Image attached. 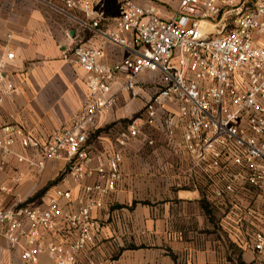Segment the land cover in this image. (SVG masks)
<instances>
[{
	"label": "built area",
	"instance_id": "2783aa9c",
	"mask_svg": "<svg viewBox=\"0 0 264 264\" xmlns=\"http://www.w3.org/2000/svg\"><path fill=\"white\" fill-rule=\"evenodd\" d=\"M53 9L102 40L101 45L78 42L73 48L88 90L84 112L46 142L5 126L0 152L39 172L64 156L67 176L80 196L77 208L70 189L57 190L44 208L17 197L9 206L0 204V240L9 251L18 252L24 264H44L43 257L49 264H75L92 244L93 213L117 193L125 150L146 128L168 138L182 132L181 140L169 146L189 156L216 201L264 193V45L259 43L264 39V0H179L169 20L160 17L156 6L136 0H121L118 15L110 20L95 12L90 0H61ZM75 11L82 17L73 16ZM107 21L111 29L103 28ZM106 44L128 56L104 62ZM14 57L10 52L0 60V105L15 91L3 72ZM146 73L157 74L158 83L141 113L119 132L115 150L92 153L91 130L114 110L120 96L140 97L139 79ZM17 144L39 152L41 160L16 154ZM22 179L18 174L14 185ZM240 212L241 220L257 214L264 219V210L251 205ZM63 231L70 233L68 241L54 239ZM252 247L264 253V232L254 234Z\"/></svg>",
	"mask_w": 264,
	"mask_h": 264
},
{
	"label": "crops",
	"instance_id": "0c3cea01",
	"mask_svg": "<svg viewBox=\"0 0 264 264\" xmlns=\"http://www.w3.org/2000/svg\"><path fill=\"white\" fill-rule=\"evenodd\" d=\"M60 1L0 0V60L5 61L7 53L15 55L3 70L15 91L0 105V139L3 138L2 128L11 125L46 142L84 112L88 90L73 48L78 42L86 46L101 45L102 40L80 28L73 19L57 13L53 7L59 6ZM90 1L95 12L104 13L109 20L114 17L105 13L107 0ZM136 2L156 6L160 17L169 20L179 0ZM73 16L82 17L79 11ZM112 27L109 21L103 23L105 29ZM259 43L264 45V39ZM127 56L128 53L117 46L104 45V62H118ZM149 75H154L156 83H146ZM152 75L146 73L140 77L139 98L120 96L114 110L98 120L88 140L92 153L106 154L117 148L119 132L141 113L157 86L158 75ZM122 120L126 122L121 123L119 132L112 133V125ZM181 137L182 132H174L168 138L163 132L146 128L127 147L117 193L101 210L93 213L92 244L77 264H176V248L189 252L193 264H223L220 252L223 243L221 246L220 241L217 244L206 239L203 246H197L196 236H200V241L204 232L201 219L205 221L207 217L208 198L203 175L194 168L189 156L185 152L176 154L169 146L170 141H179ZM13 151L34 161L41 160L39 152L24 150L18 144ZM67 168L64 156L48 162L46 169L39 172L26 163H19L15 156H4L0 152V204L9 206L17 197L31 207L44 208L56 197L57 190L70 189L72 207L77 208L76 199L80 194L67 176ZM63 173L64 179L52 185ZM18 174H22L23 179L15 186L13 180ZM244 196L252 200L258 196L256 201L264 210V193ZM69 234L59 232L54 239L68 241ZM115 245L121 252L112 259L110 249ZM225 250L228 252V247ZM228 255H231L230 250ZM42 261L49 264L45 257ZM0 264L24 263L18 252L9 251L0 240Z\"/></svg>",
	"mask_w": 264,
	"mask_h": 264
},
{
	"label": "rangeland",
	"instance_id": "374dc122",
	"mask_svg": "<svg viewBox=\"0 0 264 264\" xmlns=\"http://www.w3.org/2000/svg\"><path fill=\"white\" fill-rule=\"evenodd\" d=\"M120 2L121 0H107L105 13L109 16H117L119 13ZM202 26L204 27L205 24H202ZM152 76H147L145 80L146 83H156V78ZM124 122H126V120H122L119 124L117 123L112 125L113 129L111 132H119L121 123L123 125ZM105 131L108 132L109 129ZM257 197L258 196L255 197L256 199L253 198L252 200V198L239 194L235 201L222 203L209 196L207 203V217H205V221L201 219V227L204 232L201 234L200 241H198L200 236H196L197 246H203V241L206 239L207 241L209 240L217 244L220 241L221 246L222 243L224 246L220 251L222 253V261H224L223 264H225V261H227L226 264H238L239 258L245 262V264H264L263 254H258L252 247L254 234L264 232V219L262 216L258 215L259 211H257L258 214L256 213L257 215L254 216V218H247L245 220L239 219L241 218L240 210H243V208L248 205L254 206L255 208L257 207L260 212L263 211V207L258 205L259 202L256 201L258 200ZM235 207L239 208V210ZM237 215L239 218H237ZM231 245L234 247H231ZM226 247H228V252L225 250ZM229 250L231 251L230 256L228 255ZM119 251L120 250L117 248V245L111 247L110 256L112 259L118 255ZM175 253L176 264H193V259L190 257L189 252L187 253L183 249L179 250L176 248ZM230 259H233L234 261L231 262Z\"/></svg>",
	"mask_w": 264,
	"mask_h": 264
},
{
	"label": "trees",
	"instance_id": "16d2710c",
	"mask_svg": "<svg viewBox=\"0 0 264 264\" xmlns=\"http://www.w3.org/2000/svg\"><path fill=\"white\" fill-rule=\"evenodd\" d=\"M64 177H65V173H63V174H61L53 183H52V185H56L57 183H59L60 181H62L63 179H64ZM205 192H206V197L207 198H209V196H210V192H209V190H208V187H206L205 186ZM231 260V262L232 261H234L233 259H230ZM229 260V261H230ZM238 264H245V262H243L242 260H240V258H239V261H238Z\"/></svg>",
	"mask_w": 264,
	"mask_h": 264
}]
</instances>
